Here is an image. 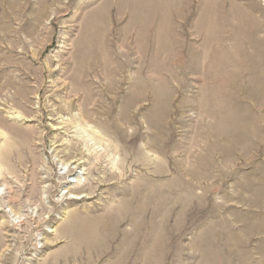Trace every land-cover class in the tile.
I'll return each instance as SVG.
<instances>
[{
  "label": "rangeland",
  "instance_id": "374dc122",
  "mask_svg": "<svg viewBox=\"0 0 264 264\" xmlns=\"http://www.w3.org/2000/svg\"><path fill=\"white\" fill-rule=\"evenodd\" d=\"M7 148L0 264H264V0H0Z\"/></svg>",
  "mask_w": 264,
  "mask_h": 264
},
{
  "label": "bare ground",
  "instance_id": "6f19581e",
  "mask_svg": "<svg viewBox=\"0 0 264 264\" xmlns=\"http://www.w3.org/2000/svg\"><path fill=\"white\" fill-rule=\"evenodd\" d=\"M85 104H86V102H85ZM85 104H83V106L85 105ZM85 107V106H84ZM83 110V109H82ZM78 113V112H77ZM76 116L77 117H75V121L77 120L79 123H81V124H85L86 125V127H88L89 126V121H86L87 119L85 118L86 116L83 114V113H81V110H80V113H78V115L76 114ZM87 116H89V115H87ZM73 119V118H72ZM86 119V120H85ZM91 122V121H90ZM81 127H83V126H81ZM91 127V126H90ZM93 128V127H92ZM85 129H87V128H85ZM92 130H94V129H92ZM91 130V134H92V131ZM96 130H97V128H96ZM86 131H88V130H86ZM94 133V132H93ZM95 133H96V131H95ZM88 148V147H87ZM90 148V147H89ZM91 150V149H90ZM93 150V149H92ZM95 150V149H94ZM5 152L3 153V155H4V157L2 156V157H0V162L1 163H3V165L4 164H6L7 162H6V156H7V153H8V148L7 149H5L4 150ZM99 151V150H98ZM95 152V153H94ZM92 153H94V157H96V159H97V161L98 162H100L105 156H106V154H108L107 153V151L106 152H96V151H93ZM127 153V152H126ZM6 155V156H5ZM83 165L81 166V167H84V166H86V164L85 163H82ZM81 165V164H80ZM114 169V168H113ZM77 173V172H76ZM75 173V171L74 170H72V169H69L68 170V173H66L65 174V176L67 177V178H69V176H72L73 174H76ZM116 173H111V174H109V175H111V177H113V179L115 178H117V176L118 175H115ZM74 183H76V185L77 186H75V187H71V188H68L69 189V192L68 193H66L67 195H69V196H71V195H73L71 198H70V201H83V200H86L87 198H89V197H91L92 195H94L96 192H97V190L96 189H98V187L101 185V183L100 182H98V183H96V184H88V185H81V183H80V181H69V182H67V183H65V185L66 186H68V185H71V184H74ZM142 192V191H141ZM141 192H140V194H141ZM139 193V192H138ZM10 194V193H9ZM136 194V193H135ZM135 197V196H134ZM133 202L131 201V200H123L122 202H121V204H120V206L119 207H117V209H114V210H112L111 212H108L107 214L108 215H105V216H102V217H94V216H87L83 221H87V223H91V224H104L105 226H107V227H109L110 228V230L111 229H116V226H118V228H119V226H120V224H122L123 222H120V221H124V222H134L135 221V219H136V215H138V211L139 210H133ZM139 204V203H138ZM132 207V208H131ZM137 209H139V208H137ZM0 212H2V211H0ZM135 212V213H134ZM128 213V214H127ZM124 217V218H123ZM70 218H72V220L71 221H69V223H68V225H66V227L64 228V233L66 234V233H69L71 230L73 231L74 229H75V227L77 226V223L80 221V219H79V216L78 215H72ZM82 219V218H81ZM130 219V220H129ZM79 220V221H78ZM118 220H120L119 221V224L117 223L118 222ZM81 223V222H80ZM82 226H83V224H82ZM80 228H82V227H80ZM87 228V227H86ZM117 228V229H118ZM79 229V228H78ZM117 231V230H116ZM126 232V231H125ZM87 233H89L90 234V236H89V234H87ZM94 233V231H92V233L91 232H89L88 231V229L87 230H84V234L85 235H87V236H89V237H91V236H93V235H91V234H93ZM83 234V235H84ZM80 235V234H79ZM115 238L117 237V235H116V233H115V236H114ZM135 240V239H134ZM77 245V244H76ZM73 246V249H76L77 248V246ZM137 245V244H136ZM138 246V245H137ZM125 248V247H124ZM130 246H129V248L127 249V251H126V253L124 252V253H121V258L119 259H117V261L116 262H114V263H112V264H127V262H126V260H127V256H129L130 254H131V250H130ZM109 250V249H108ZM146 250V249H145ZM82 251V250H81ZM80 251V252H81ZM136 251V250H135ZM135 251H134V253H135ZM94 252L95 251H93V249H90V248H86V253H85V255H88V256H90V257H92L93 256V254H94ZM105 253H107L108 254V252H105ZM79 254V253H78ZM103 255H104V253H103ZM83 256V255H82ZM85 257V256H84ZM134 258V257H133ZM132 261V259H130V262ZM95 263V262H94ZM93 263V264H94ZM89 264H90V262H89Z\"/></svg>",
  "mask_w": 264,
  "mask_h": 264
}]
</instances>
